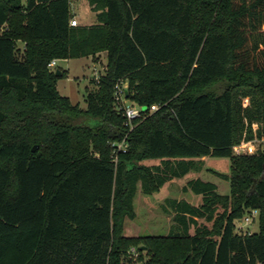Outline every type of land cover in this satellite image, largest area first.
Listing matches in <instances>:
<instances>
[{
  "label": "trees",
  "instance_id": "trees-1",
  "mask_svg": "<svg viewBox=\"0 0 264 264\" xmlns=\"http://www.w3.org/2000/svg\"><path fill=\"white\" fill-rule=\"evenodd\" d=\"M87 1L95 22L71 26L70 0H0V264H264V0ZM101 52L82 108L48 63ZM118 81L143 107L131 125ZM253 122L263 141L234 154ZM205 156L229 157L206 168L227 193L190 178L201 201L168 198L167 235H125L138 184L155 192ZM252 209L257 230L236 229Z\"/></svg>",
  "mask_w": 264,
  "mask_h": 264
},
{
  "label": "rangeland",
  "instance_id": "rangeland-1",
  "mask_svg": "<svg viewBox=\"0 0 264 264\" xmlns=\"http://www.w3.org/2000/svg\"><path fill=\"white\" fill-rule=\"evenodd\" d=\"M87 0H70V11L76 14L79 25H87L95 22V15L89 7ZM23 44L18 41L17 48L22 49ZM106 64L105 53L101 52L95 56L56 59V64L52 69L60 68L64 71L65 76L57 80L56 87L61 95L67 96L73 104H78L84 108L86 103L84 100L85 89L93 87L92 79L96 75L103 72ZM126 83L124 87H126ZM126 104H133L131 100L124 99ZM248 103V99H243V105ZM91 121V119H89ZM91 122L90 124H92ZM253 136L251 141L259 144L263 138H258L257 133L259 124L253 122L251 124ZM241 141H248L242 139ZM157 159H144L143 163H158ZM229 157L205 156L202 161V169L200 171L191 170L182 177L174 178L171 183H165L157 191L152 193H144L138 184L134 198L133 206L135 217L133 219L126 218L124 222V233L128 236H163L167 235L173 222L172 213L167 212L164 207L168 198L185 199L192 204H198L201 201V195L193 193L191 190L183 191L181 184L194 176H200L203 180H209L217 184V190L220 193L229 191V182L207 171L208 168L221 173L229 171ZM207 168V169H206ZM187 175V177H186ZM249 214L247 212L245 215ZM244 215V216H245ZM200 221V220H199ZM258 228L257 218H252L249 223H239L237 228L241 232H253ZM139 246V245H138ZM138 246L132 245L126 254L131 259H138L140 255L145 256L146 251L143 248L139 250ZM138 264H145L140 261Z\"/></svg>",
  "mask_w": 264,
  "mask_h": 264
},
{
  "label": "built area",
  "instance_id": "built-area-1",
  "mask_svg": "<svg viewBox=\"0 0 264 264\" xmlns=\"http://www.w3.org/2000/svg\"><path fill=\"white\" fill-rule=\"evenodd\" d=\"M69 24L71 26H77L79 25L77 19L73 16L70 18L69 20ZM56 64V59L51 60L48 63V66L52 69ZM99 75H96L95 78H97ZM126 82L123 81H118L115 85V97L117 100H119L121 102L122 105V110H123V114L126 118V123H129L131 125V122L134 118L140 117V115L142 114V106L136 104L135 102H132L133 104H126V102L124 101L125 99V95H124V84ZM159 106L157 104H153L149 107V110L155 111ZM260 143V142H259ZM118 148H123L125 149L126 145L123 144L122 142H119L116 144ZM259 144H256L255 142L248 140V141H240L237 144H234L232 146V152L234 154H241V153H249V154H254L257 151ZM259 214V211L257 209H252L249 211V214L245 215L243 218H241L239 221V223H249L250 221H252V218H257ZM134 261L136 259H133Z\"/></svg>",
  "mask_w": 264,
  "mask_h": 264
},
{
  "label": "crops",
  "instance_id": "crops-1",
  "mask_svg": "<svg viewBox=\"0 0 264 264\" xmlns=\"http://www.w3.org/2000/svg\"><path fill=\"white\" fill-rule=\"evenodd\" d=\"M90 7V6H89ZM72 13V15L74 16V17H76V14L75 13H73V12H71ZM159 161V160H158ZM154 164H157V163H154ZM186 177H187V175H186ZM195 177H200V176H194V177H192V178H195ZM188 180V179H187ZM186 180V181H187ZM172 181H174V178L173 179H171V180H169L168 182H166V183H171ZM186 181H184L182 184H181V188L183 187V185L185 184V182ZM188 191V190H187Z\"/></svg>",
  "mask_w": 264,
  "mask_h": 264
},
{
  "label": "water",
  "instance_id": "water-1",
  "mask_svg": "<svg viewBox=\"0 0 264 264\" xmlns=\"http://www.w3.org/2000/svg\"><path fill=\"white\" fill-rule=\"evenodd\" d=\"M55 74L59 76V75L61 74V71H60L59 69H56V70H55ZM32 149L35 150V149H36V145L33 146ZM140 248L143 249L144 246H140Z\"/></svg>",
  "mask_w": 264,
  "mask_h": 264
}]
</instances>
